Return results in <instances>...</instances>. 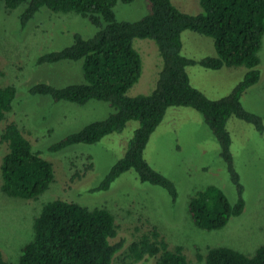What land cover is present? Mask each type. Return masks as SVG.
Instances as JSON below:
<instances>
[{"label":"trees","instance_id":"trees-1","mask_svg":"<svg viewBox=\"0 0 264 264\" xmlns=\"http://www.w3.org/2000/svg\"><path fill=\"white\" fill-rule=\"evenodd\" d=\"M0 1L10 12L23 6L19 19L24 27L43 7L54 12H75L96 27L91 37L75 33L70 45L44 52L37 58L38 65L81 61L83 82L63 86L36 82L29 92L50 96L55 102L83 105L93 99L105 101L113 111L108 117L67 134L49 146V150L96 143L108 134L123 131L130 120H137L139 126L124 155L112 165L97 189H109L122 173L134 169L142 181L162 186L176 199V184L148 163L145 149L169 107H194L203 113L219 140L221 156L227 163L238 199L232 203L222 188L207 185L190 198L193 221L201 228L219 229L243 212L244 185L234 165L227 124L236 116L260 131L264 129V116L247 111L241 100L261 78L259 52L264 37V0H200L202 10L198 13L183 12L172 0H145L148 13L133 21L117 19L114 7L118 0ZM187 29L210 36L217 54L199 59L184 55L182 34ZM136 38L155 41L162 67L151 92L132 96L128 91L141 77L143 66L142 56L134 47ZM195 64L210 69L245 65L248 70L227 96L210 99L191 83L187 67ZM17 92L16 84L3 85L0 80V122L13 110ZM0 140L6 145L0 166L2 191L24 199L44 193L55 176L52 161L34 147L14 121L6 123ZM33 228V238L23 247L16 264H115L122 253L125 264L151 257L156 258L157 264H189L183 247H170L156 226L128 246L124 239L115 240L119 225L106 207L90 208L62 198L49 200L35 217ZM204 259L207 264H264V245L252 255L227 246L210 247ZM0 264H13L1 250Z\"/></svg>","mask_w":264,"mask_h":264},{"label":"rangeland","instance_id":"rangeland-1","mask_svg":"<svg viewBox=\"0 0 264 264\" xmlns=\"http://www.w3.org/2000/svg\"><path fill=\"white\" fill-rule=\"evenodd\" d=\"M172 1L183 12L202 10L200 0ZM22 8L10 12L0 1V80L3 85L14 83L18 88L13 110L0 122V133L6 123H18L34 147L52 161L55 176L44 193L24 199L2 191L0 170V250L8 261L18 262L23 247L33 238L35 217L45 202L56 198L111 210L119 225L115 240L124 239L126 246L156 226L170 247H183L189 264H207L204 257L210 247L227 246L252 255L264 245V129L260 131L236 116L228 121L234 165L244 185L245 209L222 228L197 226L189 210L192 195L210 184L222 188L232 203L238 199L219 140L203 113L194 107H169L145 149L148 163L176 184V199L162 186L142 181L134 169L122 173L109 189H97L112 165L124 155L139 121L130 120L123 131L108 134L96 143L49 150L67 134L108 117L113 108L95 99L81 105L55 102L50 96L29 92L36 82L57 86L83 82L81 61L38 65L37 58L70 45L75 33L91 37L96 27L75 12H54L47 7L24 27L19 19ZM114 9L118 20L130 21L142 18L149 10L145 0H118ZM182 38V53L188 57L199 59L217 54L210 36L187 29ZM134 47L142 56L143 66L141 77L128 91L132 96L151 92L162 67L154 40L136 38ZM259 55L261 78L241 100L247 111L264 116V37ZM247 70L245 65H225L220 69L199 64L187 67L193 86L210 99L227 96ZM5 152L6 145L0 140V166ZM123 255L119 254L115 264H125ZM136 264L157 261L151 257Z\"/></svg>","mask_w":264,"mask_h":264}]
</instances>
